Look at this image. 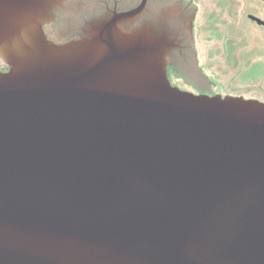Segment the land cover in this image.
<instances>
[{"label":"water","instance_id":"water-1","mask_svg":"<svg viewBox=\"0 0 264 264\" xmlns=\"http://www.w3.org/2000/svg\"><path fill=\"white\" fill-rule=\"evenodd\" d=\"M146 5L0 0V264H264V103L173 87Z\"/></svg>","mask_w":264,"mask_h":264},{"label":"rangeland","instance_id":"rangeland-1","mask_svg":"<svg viewBox=\"0 0 264 264\" xmlns=\"http://www.w3.org/2000/svg\"><path fill=\"white\" fill-rule=\"evenodd\" d=\"M194 6L198 60L212 93L264 103V28L248 20L254 16L264 22V2L194 0ZM79 10L67 25L80 23Z\"/></svg>","mask_w":264,"mask_h":264},{"label":"flooded vegetation","instance_id":"flooded-vegetation-1","mask_svg":"<svg viewBox=\"0 0 264 264\" xmlns=\"http://www.w3.org/2000/svg\"><path fill=\"white\" fill-rule=\"evenodd\" d=\"M75 4H79L82 7H86L82 12L83 22H92L100 20L102 22L109 18L111 14H127L129 12L137 10L142 4L143 0H72ZM173 2H180L184 6H186V12H190L191 14H196L195 22H194V49L191 47L189 41L186 42L187 36L182 31H178L177 27L174 29L173 36L179 39H183L184 43L181 46H176L174 49L172 48V60L168 67V77L170 83L173 87L178 88L182 91L189 92L188 90H192L189 93H193L195 95H214L212 93V87L210 86V82L207 81L206 75L203 73V69L200 67V63L198 60V53L196 50V39H195V23L198 16V9L194 6V0H146V7L143 12V17L145 15H149L146 13L149 9L151 13V18L147 21H153L157 18V13L155 12L157 9L162 8L166 9V6ZM264 2V1H263ZM87 7H90L87 9ZM149 7V8H148ZM153 8V10H152ZM142 17V18H143ZM248 16V20L252 24H256L254 21L250 20ZM65 17L57 18V22L63 20ZM147 18V17H146ZM144 18V20H146ZM257 18V17H255ZM259 19V18H258ZM61 22V21H60ZM257 25V24H256ZM258 26V25H257ZM259 27V26H258ZM264 28V27H261ZM172 34V32H171ZM186 42V43H185ZM195 59H197V64L195 63ZM188 90H186V89Z\"/></svg>","mask_w":264,"mask_h":264}]
</instances>
